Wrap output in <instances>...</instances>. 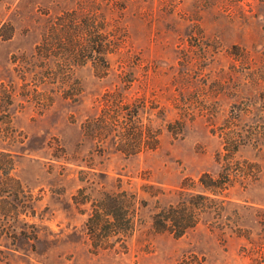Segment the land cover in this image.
<instances>
[{
	"label": "rangeland",
	"instance_id": "rangeland-1",
	"mask_svg": "<svg viewBox=\"0 0 264 264\" xmlns=\"http://www.w3.org/2000/svg\"><path fill=\"white\" fill-rule=\"evenodd\" d=\"M0 264H264V0H0Z\"/></svg>",
	"mask_w": 264,
	"mask_h": 264
},
{
	"label": "trees",
	"instance_id": "trees-1",
	"mask_svg": "<svg viewBox=\"0 0 264 264\" xmlns=\"http://www.w3.org/2000/svg\"><path fill=\"white\" fill-rule=\"evenodd\" d=\"M89 201L91 213L86 221V229L93 247L107 248L108 243L112 244L132 231L131 217L136 211L132 196L129 198L125 192L102 193ZM196 209L200 207L170 205L154 216V227L159 232L172 231L175 236L180 237L196 223Z\"/></svg>",
	"mask_w": 264,
	"mask_h": 264
}]
</instances>
